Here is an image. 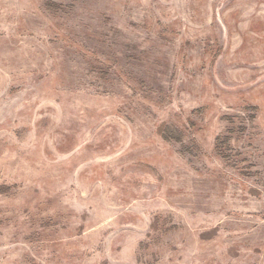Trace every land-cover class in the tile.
<instances>
[{
  "label": "rangeland",
  "instance_id": "1",
  "mask_svg": "<svg viewBox=\"0 0 264 264\" xmlns=\"http://www.w3.org/2000/svg\"><path fill=\"white\" fill-rule=\"evenodd\" d=\"M0 264H264V0H0Z\"/></svg>",
  "mask_w": 264,
  "mask_h": 264
},
{
  "label": "trees",
  "instance_id": "2",
  "mask_svg": "<svg viewBox=\"0 0 264 264\" xmlns=\"http://www.w3.org/2000/svg\"><path fill=\"white\" fill-rule=\"evenodd\" d=\"M50 5V7L49 8H52V9H54V10H58V9H60L61 7H60V5H58L57 3H55V2H48ZM165 138H167V139H174V140H176V141H181L182 140V137H181V135H170V137H168L165 133H164V135H163Z\"/></svg>",
  "mask_w": 264,
  "mask_h": 264
}]
</instances>
